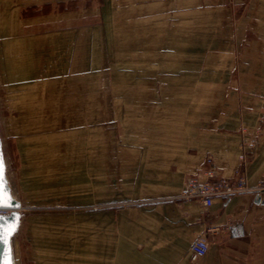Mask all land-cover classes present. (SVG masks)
<instances>
[{"label": "rangeland", "instance_id": "rangeland-1", "mask_svg": "<svg viewBox=\"0 0 264 264\" xmlns=\"http://www.w3.org/2000/svg\"><path fill=\"white\" fill-rule=\"evenodd\" d=\"M75 1L39 12L0 0V155L21 214L13 264L197 262L203 234L186 244L169 206L195 201L183 193L200 168L181 176L177 147L241 107L223 81L259 60L264 23L247 21L245 3L224 21L211 0Z\"/></svg>", "mask_w": 264, "mask_h": 264}, {"label": "crops", "instance_id": "crops-1", "mask_svg": "<svg viewBox=\"0 0 264 264\" xmlns=\"http://www.w3.org/2000/svg\"><path fill=\"white\" fill-rule=\"evenodd\" d=\"M74 1L6 0V3L35 7L41 12L44 6L52 5L55 11L56 6H67ZM243 3L252 9V12L250 9L245 12V16L251 14V17H246L247 21L254 20L258 22L257 26L259 22L264 23V0H211V13L219 10L224 15V21H227L232 17V9L235 11ZM70 14L65 12L59 15L65 17ZM227 32L225 30V34ZM247 33L258 36L257 32L248 30ZM257 49L256 59L259 60L255 65L244 64L246 73L240 70L242 76L234 80L229 78L226 81V77L223 78L224 86L229 85L227 97L230 100L232 97L239 98L241 107L233 108L230 103L225 107L223 123L217 126L210 123L209 136L204 137L205 140L177 147L182 149L178 154L180 161L176 163L183 166L179 170L181 176L205 167L204 158L208 154L219 176L234 181L242 178L244 185L235 194L216 197L209 208L202 209V205L196 201L170 204L169 208L177 207L180 214V217L176 216L180 221L172 229L189 238L186 244L198 234H203L208 242L206 254L196 256L200 257L197 262H189L180 253L176 260L183 264H264V106L261 104V98L264 99V46L259 45ZM250 68L253 69L252 73L249 72ZM233 83L237 86L234 92L231 88ZM241 86L247 87L244 89ZM252 139L254 143H251ZM175 187V193L179 194L182 183Z\"/></svg>", "mask_w": 264, "mask_h": 264}, {"label": "built area", "instance_id": "built-area-1", "mask_svg": "<svg viewBox=\"0 0 264 264\" xmlns=\"http://www.w3.org/2000/svg\"><path fill=\"white\" fill-rule=\"evenodd\" d=\"M243 179L230 180L217 174V169L212 157L207 158L205 167L192 176L186 185L183 197L195 200L204 208L212 206L214 199L219 196H229L243 189ZM8 210H0L7 214ZM208 250V242L204 236L195 239L190 246V251L195 256H203Z\"/></svg>", "mask_w": 264, "mask_h": 264}, {"label": "snow or ice", "instance_id": "snow-or-ice-1", "mask_svg": "<svg viewBox=\"0 0 264 264\" xmlns=\"http://www.w3.org/2000/svg\"><path fill=\"white\" fill-rule=\"evenodd\" d=\"M5 176H4V164L3 161L0 160V207H9L11 206V197L7 194L5 191ZM17 207L19 205H16ZM3 218L0 217V221H2ZM16 231V225L15 223L8 225L5 227L2 223H0V244L4 245V247L7 249L6 255L9 257L6 260H0V264H11L10 259V245H9V238L13 235V233Z\"/></svg>", "mask_w": 264, "mask_h": 264}, {"label": "water", "instance_id": "water-1", "mask_svg": "<svg viewBox=\"0 0 264 264\" xmlns=\"http://www.w3.org/2000/svg\"><path fill=\"white\" fill-rule=\"evenodd\" d=\"M0 160H2L1 155H0ZM5 191L11 197V206L0 207V210H8L9 211L7 214H1L0 213V217L3 218V220L0 221V223H2L5 227L15 223L16 229H17L19 219L21 216V214L19 212L20 202L10 195L9 187L7 186V184L5 185ZM16 205H19V206L17 207ZM9 245H10V249H11V237L9 238ZM6 252H7V249L4 247V245L0 244V260H6L9 258L6 255ZM10 259H11V264H13V258H12V252L11 251H10Z\"/></svg>", "mask_w": 264, "mask_h": 264}, {"label": "bare ground", "instance_id": "bare-ground-1", "mask_svg": "<svg viewBox=\"0 0 264 264\" xmlns=\"http://www.w3.org/2000/svg\"><path fill=\"white\" fill-rule=\"evenodd\" d=\"M100 97H101V96H100ZM106 101H107V100H106ZM99 102H100V101H99ZM99 104H100V103H99ZM85 105H86V104H85ZM100 105H101V104H100ZM95 106H96V105H95ZM95 106H94V107H95ZM97 106H98V105H97ZM44 107H45V106H44ZM60 107H61V106H60ZM92 107H93V106H92ZM93 111H94V110H93ZM47 116H48V115H47ZM23 118H25V117H23ZM30 118H31V117H30ZM64 119H65V118H64ZM24 120H25V119H24ZM27 120H28V119H27ZM50 120H52V119H50ZM26 122H27V121H26ZM24 123H25V122H24ZM27 124H28V123H27ZM27 124H26V125H27ZM40 125H41V124H40ZM24 126H25V124H24Z\"/></svg>", "mask_w": 264, "mask_h": 264}]
</instances>
